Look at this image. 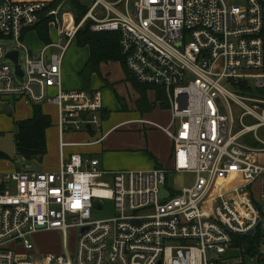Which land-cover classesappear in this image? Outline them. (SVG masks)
Segmentation results:
<instances>
[{
    "label": "built area",
    "instance_id": "built-area-1",
    "mask_svg": "<svg viewBox=\"0 0 264 264\" xmlns=\"http://www.w3.org/2000/svg\"><path fill=\"white\" fill-rule=\"evenodd\" d=\"M52 1L0 0V102L54 105L61 149L67 132H100L101 90L61 83L63 56L90 20L93 32L119 33L127 70L161 92L170 121L154 125L173 141L172 166L107 171L61 153L56 171L24 161L0 172V264H264V0H93L78 22ZM43 16L50 40L32 52L22 39ZM239 82L255 96L235 94ZM231 103L244 109L238 130ZM169 172L192 181L168 188ZM105 198L116 214L92 219ZM43 230L59 231L60 252L37 253L32 235Z\"/></svg>",
    "mask_w": 264,
    "mask_h": 264
},
{
    "label": "crops",
    "instance_id": "crops-1",
    "mask_svg": "<svg viewBox=\"0 0 264 264\" xmlns=\"http://www.w3.org/2000/svg\"><path fill=\"white\" fill-rule=\"evenodd\" d=\"M72 12V11H71ZM49 33V32H48ZM87 52L82 51L76 56L69 57L65 63L62 61V87L67 90L82 89L83 82L79 75L88 56ZM88 90L99 89L102 93L103 117L101 132L81 131L67 132L64 141L68 143L62 149L59 145L58 131L56 128L57 112L53 105L42 104V111L51 117L52 125L46 129V154L40 162H36L37 168L42 171H56L59 168L61 153L63 158L68 159L71 154L79 153L83 157L97 158L102 169L107 171L115 170H149L155 167L171 168L173 141L159 127L166 126L170 121V112L167 108L161 107L160 110L150 111L151 109L139 111L136 105L139 93L126 79L125 72L118 61H109L100 64L99 74L93 73L87 84ZM152 92L153 100H149L148 95ZM146 98L149 103L155 102L153 89L146 90ZM10 107L11 119L15 121L30 118L33 106L20 97H7L0 102V110L3 106ZM144 115V117H143ZM144 125H148L141 127ZM143 129V141L136 142L130 140L129 136L141 135L137 130ZM122 132L117 134V132ZM95 143L84 144L96 141ZM141 139V138H140ZM145 147L148 150L149 160L139 154L132 152L133 160L124 162L121 156L132 148ZM142 151V150H141ZM143 155L142 152L138 151ZM24 159L20 160H0V172H9L21 167ZM130 166L132 169H125Z\"/></svg>",
    "mask_w": 264,
    "mask_h": 264
},
{
    "label": "trees",
    "instance_id": "trees-1",
    "mask_svg": "<svg viewBox=\"0 0 264 264\" xmlns=\"http://www.w3.org/2000/svg\"><path fill=\"white\" fill-rule=\"evenodd\" d=\"M65 1L70 7V11L78 22L87 12L89 7L82 4L81 0H54L48 4V9L56 6L60 2ZM49 17L43 16L41 20L32 28H34L40 37L41 42L47 43L50 40L48 33ZM90 20H87L77 31L75 35V43L78 47H88L89 56L80 70L79 75L83 82L82 90L90 92L87 84L93 73L99 74L100 64L109 61L120 62L126 79L131 83L132 87L139 93V99L136 102L139 111L149 110L155 106V102L149 103L146 98V90L154 89L137 81L133 75L127 70L124 55L119 45V33L116 31H99L93 32L89 27ZM31 29V28H30ZM155 100H161L160 106L167 107V103L162 100L163 96L159 90ZM32 116L27 119L15 121L16 131L14 134V143L16 153L24 159V161L40 162L46 154V129L52 125L51 117L43 113L40 104H33ZM105 111L102 110L101 116L105 117ZM11 160L9 156L0 151V160Z\"/></svg>",
    "mask_w": 264,
    "mask_h": 264
},
{
    "label": "rangeland",
    "instance_id": "rangeland-1",
    "mask_svg": "<svg viewBox=\"0 0 264 264\" xmlns=\"http://www.w3.org/2000/svg\"><path fill=\"white\" fill-rule=\"evenodd\" d=\"M111 1V0H110ZM82 4L85 5L86 7H90L93 3V0H81ZM236 2V1H234ZM62 10H69L70 7L65 1H63V4L61 6ZM129 9H132V3L129 4ZM103 10L102 5H98L96 8L97 12H100ZM49 26V24H48ZM27 34L25 36V40L22 39V41L27 45V47L32 51L35 52L37 51L44 43L41 42L39 35L37 34L36 30L34 28L28 29ZM13 40L11 41V43ZM81 54L82 58V51L87 52V48L85 47H78L75 43V40L70 44V46L67 48L64 56H63V61L66 63L68 61L69 57H74L76 56V53ZM62 79V78H61ZM232 91L237 94V95H243V96H248L252 95L255 96L254 92L250 89V85L248 82H239L237 85L233 84L232 85ZM54 94V90L48 93L49 96H52ZM149 100H153V95L152 92L149 93L148 95ZM50 105V104H49ZM54 106V105H53ZM232 110H233V115H234V130H238L242 127L241 123V118H242V112H243V107L231 103ZM55 107V106H54ZM56 108V107H55ZM161 107L159 104H156L153 108H151L150 111H156L160 110ZM226 108H224L225 110ZM57 112V109H55ZM144 117V115H143ZM244 124H249L251 122H255L256 120L252 118L251 116L247 115L244 116L242 119ZM146 128H148V125H144ZM143 125L141 127H144ZM96 131V129H94ZM102 130V127H101ZM16 131V126L15 122L13 119H11V110L10 107L8 106H3L2 109L0 110V151H3L6 153L11 161H17L20 160V156L16 153V148H15V143H14V134ZM101 132V131H100ZM122 132L118 131L117 134H121ZM137 133L141 135V139L138 137V135H133L129 136L130 140L136 141V142H142L143 139V134L144 131L143 129L137 130ZM257 133L259 137L264 139V125L259 127L257 130ZM66 135V133H65ZM247 139V140H246ZM246 139L243 141L249 142V143H256L253 141V137L251 134L246 135ZM257 146V145H256ZM142 150V151H141ZM138 151L142 152L140 154ZM132 152H135L134 154H139L138 156L140 158L144 157L147 160H149V154L148 150L145 149V147L141 148H132V150L127 151L124 153V155L121 156V159L128 164V162H131L133 160ZM260 162L264 164V156L261 157ZM129 165V164H128ZM125 169H132L130 166H127ZM192 181V176L190 174L186 173H176V172H169L167 175V187L168 188H179L183 185L190 184ZM103 208L101 209H92L91 211V216L92 219H104L111 217L116 214V210L114 208V203L113 200L109 198H105L103 201ZM32 240L35 245V250L37 251L38 254L42 253H51V254H56L62 250V235L59 233L57 230H43L39 231L35 234L32 235ZM68 245L69 247L75 246L76 242V234L71 233L68 235Z\"/></svg>",
    "mask_w": 264,
    "mask_h": 264
},
{
    "label": "water",
    "instance_id": "water-1",
    "mask_svg": "<svg viewBox=\"0 0 264 264\" xmlns=\"http://www.w3.org/2000/svg\"><path fill=\"white\" fill-rule=\"evenodd\" d=\"M7 56H8L9 58L13 59V61H14L15 64H16V69L19 70V65L17 64V52H15V51L9 52V53L7 54ZM19 72H20V71H19ZM87 129H90V126H89V125H87ZM161 195H166V190L161 189ZM101 203H102V201H100L99 199H94V200H93V204H94L95 206H97V207L100 206Z\"/></svg>",
    "mask_w": 264,
    "mask_h": 264
}]
</instances>
